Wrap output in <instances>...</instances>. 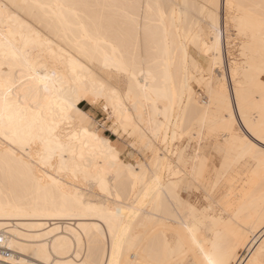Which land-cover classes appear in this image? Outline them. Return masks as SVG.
Instances as JSON below:
<instances>
[{
	"label": "bare ground",
	"instance_id": "bare-ground-1",
	"mask_svg": "<svg viewBox=\"0 0 264 264\" xmlns=\"http://www.w3.org/2000/svg\"><path fill=\"white\" fill-rule=\"evenodd\" d=\"M0 3L20 6L16 19L0 17V60L23 81L12 97L24 110L16 143L0 135V235L11 250L0 258L111 264L115 243L118 264H206L199 248L215 245L230 264H264V159L236 139L212 91L222 81L233 114L243 104L259 119L264 0ZM33 68L51 77L49 93ZM74 93L102 100L148 160H123L93 123L65 119L57 137L41 132L53 120L48 99ZM206 130L223 141L203 143Z\"/></svg>",
	"mask_w": 264,
	"mask_h": 264
},
{
	"label": "snow or ice",
	"instance_id": "snow-or-ice-1",
	"mask_svg": "<svg viewBox=\"0 0 264 264\" xmlns=\"http://www.w3.org/2000/svg\"><path fill=\"white\" fill-rule=\"evenodd\" d=\"M19 7V5L15 4L0 3V17H5L9 21L16 19ZM214 11L215 8L213 6V12ZM214 19L213 16V21ZM7 59L10 61V54L7 56ZM30 70L36 73L31 79L39 81L36 85L37 90L42 88L44 93H49V82L51 77L47 74L39 75V72L42 69L33 68ZM118 71L124 72L132 79H135L134 68L118 66ZM22 85L23 81L16 82L11 63H6L5 60H0V135H3L5 140H8L11 135L12 143H16V136L18 135V133L14 131V126L20 118L22 111H24L23 109H20L19 96L17 95L16 99L13 100L12 93L14 89L19 88ZM212 91H214L217 97L222 116L225 118L226 123L230 125V130L235 135L236 139H238L253 155H258L264 159V101L261 103L259 119H257V114L254 111H247L243 104L240 105L239 114L234 115V109L232 107L233 102L230 100V94L226 85L221 81ZM113 95H115V93H113ZM80 100H91V96L74 93L62 100L59 97L48 99V108L53 116V120L51 124L47 125L46 129L42 127L40 131L44 132L46 130L49 137L55 138L58 136L60 125L65 119L78 120L81 126H83L84 123H88L89 125L93 123L91 111L85 110L81 112L77 109L76 105ZM239 100L240 92L238 87L236 102H239ZM53 101H55V103H53ZM105 111H107V109H105ZM57 117L60 118L59 124L56 121ZM241 120L243 121L242 124L239 123ZM237 129H240V131H237ZM37 139H42V137H37L30 133L29 142ZM72 139L74 138L69 137V144L67 146L60 145L59 147L61 150L66 147L70 149ZM197 247L199 248V245H197ZM199 250L204 254L206 264H230V261H225L216 254L215 245H213V249L208 252H205L203 248H199ZM261 251L264 253V248H262ZM49 264H51L50 261ZM65 264H68V262H65ZM76 264H80V261H76ZM85 264H89V262H85ZM111 264H118V261L116 260L115 243L113 245V261Z\"/></svg>",
	"mask_w": 264,
	"mask_h": 264
},
{
	"label": "rangeland",
	"instance_id": "rangeland-1",
	"mask_svg": "<svg viewBox=\"0 0 264 264\" xmlns=\"http://www.w3.org/2000/svg\"><path fill=\"white\" fill-rule=\"evenodd\" d=\"M221 3H220V8H219V11H220L219 12L220 13L219 14V18L222 17V19L220 18V21L222 20V22L220 23V25H221V28H222L221 30H223V32H224V24H223V19H224V12L223 11H224V9H222L223 8V2L221 1ZM232 32H233V30H231L230 33L232 34V37H234L235 36L234 35L235 31H234V33H232ZM224 37H225V35L223 34L222 35V47H223L225 68L227 69V60H228V58H227V51H226L227 44H226V41H225V38ZM199 59H200V62L203 65H206V60H204V58H202V56H200ZM215 71H216V73H220L219 69H217ZM121 83H123V81H121ZM229 84H231V83L229 82ZM123 85H124V83H123ZM193 86H194L195 91L200 95V97H202L201 95H203L204 93L202 92V89L198 85V83L197 82H194ZM230 88H231V85H230ZM80 106L84 110H87V111H91L92 112L93 124H95V126L98 129V131H99L100 134H102L103 136L109 137L113 141V143L115 144V146L120 150V153H121L120 156H121V158L123 160H125V161H133V162L135 160L136 161L139 160V161H143L144 162V159H147L148 158V154H146V151H143V150L141 151L140 148H138L137 146L135 147L134 145H132L133 138L132 137H129L127 135V133L122 132L117 127V125L114 122V118H113V116L111 114V111L110 110L105 111L106 108L103 105V101L102 100L95 99V98H91V100H83L81 102ZM234 106L236 107V104ZM237 114L238 113L236 111V115ZM239 123H241V121H239ZM221 134H222L221 131L208 132L206 130V133L201 137L202 139H200V140L203 141V143L204 142H212V143H214L216 141H223V138H222ZM185 135H184V137H185ZM186 136H189V135H186ZM191 136H189V138ZM184 137L182 136L181 141H182V139ZM189 138L188 137H185L183 139V141H186ZM195 138L197 139V137H195ZM131 139H132V141H131ZM215 152L213 151L212 155L209 154V159H211L214 156V154L217 155V152L216 153ZM246 157H247V159H246ZM248 157L249 156L247 155L242 160L245 159L244 162H247L248 161V163H252L254 160L251 157H249V158ZM250 158L252 159V162H251V159ZM246 253H247L246 249H243L242 251H240L239 254L241 256V259L243 257H245L243 255H246ZM233 264H235V263H233Z\"/></svg>",
	"mask_w": 264,
	"mask_h": 264
},
{
	"label": "built area",
	"instance_id": "built-area-1",
	"mask_svg": "<svg viewBox=\"0 0 264 264\" xmlns=\"http://www.w3.org/2000/svg\"><path fill=\"white\" fill-rule=\"evenodd\" d=\"M2 237H3V235H0V253H3V254H5L4 256L9 257L11 254V250H9L5 246L4 241L2 240ZM0 264H41V263H38V262L33 263L31 261H26L24 263H14V262H10L4 258H0Z\"/></svg>",
	"mask_w": 264,
	"mask_h": 264
}]
</instances>
